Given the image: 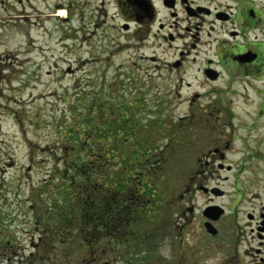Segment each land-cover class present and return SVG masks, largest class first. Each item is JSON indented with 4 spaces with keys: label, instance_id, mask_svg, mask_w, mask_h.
<instances>
[{
    "label": "flooded vegetation",
    "instance_id": "af4514ba",
    "mask_svg": "<svg viewBox=\"0 0 264 264\" xmlns=\"http://www.w3.org/2000/svg\"><path fill=\"white\" fill-rule=\"evenodd\" d=\"M110 4L111 18L121 20L120 30L131 34L134 45L162 50L172 57L144 70L149 73L151 69L160 79L176 84L173 91L168 88L157 95H249V90L264 95V0H114ZM101 15L105 17L106 11ZM203 52H211L212 58H204L203 66L187 79L190 63L195 64ZM146 61L158 60L151 56ZM205 85L208 88L200 91ZM152 104L156 105L153 110L141 101L135 109L132 104L129 109L118 108L117 127L131 131L125 142L132 155H115L111 159L114 171H106L112 168L109 157L88 158L87 167L92 170L84 174L83 182L74 184L79 189L82 218L53 219L50 210L43 212L35 220L41 229L37 236L27 237V246L16 237L5 236L0 241V264H66L64 259L56 262L58 255L77 258L70 264H147L153 260L148 253L154 248L151 241L156 233L158 245L173 253V264H202L218 251L223 253L224 264H240L241 248L248 260L243 263V258L242 264H264V133L256 130L257 124H234L231 109L223 114L214 108L219 114L207 125L212 133L198 144L197 131L191 135L182 118L169 114L165 102ZM124 112L130 113L123 118ZM220 115L225 117L220 120ZM255 116L264 120L262 111ZM141 129L151 131L150 135L145 137ZM188 134L195 142L191 154L204 170L191 172L187 185L181 181L182 190L178 188L175 197L177 188L165 172L169 159L164 152L170 142L182 152ZM148 141L155 142L153 149L138 150ZM123 161L127 164L122 165ZM223 183L235 190L232 220L227 225L221 219L228 212L216 202L226 195ZM195 192L207 200L198 213L186 203ZM240 201L244 213L237 220ZM210 206L223 209L217 220H210L209 212H204ZM163 207L173 209L172 219L157 224L154 218ZM207 222L214 234L207 230ZM72 228L70 235L67 230ZM138 254L142 258L134 259Z\"/></svg>",
    "mask_w": 264,
    "mask_h": 264
},
{
    "label": "rangeland",
    "instance_id": "374dc122",
    "mask_svg": "<svg viewBox=\"0 0 264 264\" xmlns=\"http://www.w3.org/2000/svg\"><path fill=\"white\" fill-rule=\"evenodd\" d=\"M85 1L89 5H84L83 0H0V237H16L23 246L28 245L27 237L38 235L41 226L35 220L41 219L47 204L56 205L59 201L64 204L66 197L70 202L69 196L76 189L73 185L80 181L68 179V169H71L68 165L75 156L70 153H76L68 141L79 128L78 115L85 118L83 129L88 130V126L109 129L110 122L116 119L111 108L129 109L132 104L131 109H135L141 101L149 106L148 110H153L156 105L152 103L160 100L165 102L169 114L182 118L191 135L197 131L198 144L212 133L207 125L214 123L219 114L214 108L223 114L229 108L235 115L234 124H257L256 130L264 133V120L255 116L259 111L264 114V95H255L251 90L249 95H157L168 88L173 91L176 84L168 78L160 79L151 69L149 73L144 70L172 57L162 50L134 45L131 34L120 30L121 20L111 18L114 14L110 2L113 4L114 0ZM58 4L66 10L65 17L51 19L46 24L43 16L54 14ZM105 11L104 17L101 14ZM151 56L158 61L147 62ZM207 57L212 58L211 52H203L195 64L190 63L187 79H192L194 70L202 67ZM20 60L22 64L17 65ZM223 117L220 115V120ZM141 132L145 137L151 133L147 129ZM188 136L182 152L172 142L164 152L169 159L165 172L177 188L175 197L181 181L187 185L191 172L204 170L191 154L195 142ZM166 141L165 138L163 143ZM154 144L148 141L146 146L153 149ZM65 175L68 183L60 182ZM65 186L71 190L61 195ZM223 188L226 195L216 202L228 212L221 219L227 225L232 220L230 211L235 190L228 183H223ZM58 194L61 196L55 197ZM68 200L67 209L71 206ZM206 201L202 193L195 192L188 196L186 203L194 205L198 213ZM242 207L240 201L237 209L241 213L237 220L243 219ZM172 216L173 209L163 207L154 219L159 224L171 220ZM72 230L68 229L67 233L71 235ZM156 234L151 241L154 248L148 253L150 258L153 254V260L147 264H173V253L158 245L160 240ZM28 251L27 248L25 253ZM222 257V251H218L201 262L222 264ZM141 258L142 254L134 256L136 260ZM243 258V263H247L241 248L240 264ZM63 259L70 264L77 258L58 255L56 262Z\"/></svg>",
    "mask_w": 264,
    "mask_h": 264
},
{
    "label": "trees",
    "instance_id": "16d2710c",
    "mask_svg": "<svg viewBox=\"0 0 264 264\" xmlns=\"http://www.w3.org/2000/svg\"><path fill=\"white\" fill-rule=\"evenodd\" d=\"M96 106V105H95ZM112 110V115H117L118 110L117 109H113ZM81 112H85V110L81 111ZM130 112H124L123 118L126 117L127 114H129ZM111 115V116H112ZM85 120L84 116H79L78 115V119L79 120L77 122V127L78 130L74 131V138L72 140H69L68 144H71L73 146V150L76 151V153H70L71 155H75L72 157V163L71 165H68L69 167H71V169H68L70 172L69 178L67 175H65V178H61L60 182L63 183H68L65 181V179H70V180H77L80 179V183L83 182L84 180V174L87 171H90L92 169H89L87 166L89 165L88 163V158H97V157H109V159L111 160L112 158L115 157V155L121 153V155H132L131 153V147L129 146V143L125 142V138H128L129 135L131 134V131L125 130V129H119L117 127V120L114 119L112 122H110L109 124V129L108 128H104V126L102 128H98L97 126H88V130L83 129L85 127L84 121ZM116 120V121H115ZM113 125V127L111 126ZM87 128V126H86ZM82 135H84V138H82ZM93 137H97V139L93 140ZM87 139V142H83V139ZM108 139V140H106ZM120 139L121 142V147H118V144L116 143L118 140ZM91 140L95 141L96 143H92ZM109 141V142H108ZM115 142V143H114ZM75 147V148H74ZM86 147V149H85ZM154 148V147H153ZM71 149V147H70ZM141 150L143 153H145L146 151L149 150L148 147H144L143 149H138ZM151 150V149H150ZM134 151V155L138 154L135 150ZM81 156H85L84 158L77 160L78 158L76 157H81ZM111 162V166L115 165L114 161H110ZM127 164L124 163V161L122 162V165ZM114 168L111 169H106V171H114ZM95 171H100L98 169H95ZM74 186V185H73ZM66 189L61 191V195L62 193H67L69 194L71 189H68L67 186H65ZM78 194H79V189H74L72 190V194L69 196L70 202L68 200V197H66L65 202L67 203L68 200V204H71L70 207H66V203L64 202L61 203V201H59L56 205L55 203L51 204H47V208L45 213L48 214V210H50L51 215L54 216L57 219H65L66 215L70 216L68 217L69 219H81L82 218V211L79 208V205L77 203L78 200ZM60 194L56 195L57 196H61ZM74 198V199H73ZM73 199V200H72ZM72 200V201H71ZM61 235H64V233H59ZM5 237V236H4ZM4 237H0V241L4 238ZM9 237V236H7Z\"/></svg>",
    "mask_w": 264,
    "mask_h": 264
},
{
    "label": "water",
    "instance_id": "95a60500",
    "mask_svg": "<svg viewBox=\"0 0 264 264\" xmlns=\"http://www.w3.org/2000/svg\"><path fill=\"white\" fill-rule=\"evenodd\" d=\"M208 211L209 212V216H211L210 220H217L221 214H223V209L220 208L219 206H210L208 208H206V210L204 212ZM207 230L214 234L215 231L212 228L211 222H207L205 224Z\"/></svg>",
    "mask_w": 264,
    "mask_h": 264
},
{
    "label": "bare ground",
    "instance_id": "6f19581e",
    "mask_svg": "<svg viewBox=\"0 0 264 264\" xmlns=\"http://www.w3.org/2000/svg\"><path fill=\"white\" fill-rule=\"evenodd\" d=\"M66 10L62 7L61 4H58L57 9L54 14L43 16V21L48 24L51 22V19H56L57 17L63 18L65 17ZM21 60L17 63V65H21Z\"/></svg>",
    "mask_w": 264,
    "mask_h": 264
}]
</instances>
